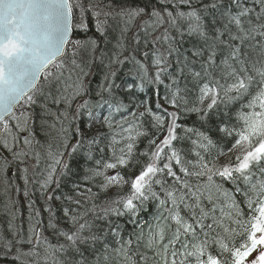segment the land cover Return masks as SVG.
Listing matches in <instances>:
<instances>
[{
    "label": "snow or ice",
    "instance_id": "obj_1",
    "mask_svg": "<svg viewBox=\"0 0 264 264\" xmlns=\"http://www.w3.org/2000/svg\"><path fill=\"white\" fill-rule=\"evenodd\" d=\"M94 8L0 0V169L18 168L30 209L0 247L19 264H264V0ZM90 11L98 35L73 39ZM213 117L234 137L225 162ZM77 157L98 192L55 195ZM53 199L72 205L60 223Z\"/></svg>",
    "mask_w": 264,
    "mask_h": 264
},
{
    "label": "trees",
    "instance_id": "obj_2",
    "mask_svg": "<svg viewBox=\"0 0 264 264\" xmlns=\"http://www.w3.org/2000/svg\"><path fill=\"white\" fill-rule=\"evenodd\" d=\"M92 0H86L87 4H91ZM122 2V0H98L97 5L104 7L105 9H110L115 5H118ZM93 5V4H92ZM91 11H95V8ZM91 11L88 13L89 17V31L87 34L83 32L77 31L73 39H84L86 36L95 37L98 34L94 31V18L91 15ZM76 15H79L77 11ZM104 18V17H103ZM102 18V19H103ZM101 19V18H100ZM100 69L96 70V75L92 78V87L95 88V85L100 80ZM163 93V89L161 88V94ZM147 98L149 102L155 107V96L149 90H146L145 94L141 97ZM161 103L163 101L161 100ZM196 116L192 115L187 118L186 123L191 126L194 121H196ZM216 117H213L212 120L209 122V126L213 128L212 136L214 140H218V148L222 149L226 155L220 157L221 162H225L229 156H235L236 151L233 150L229 152V149L232 147L234 143V137H226L223 139H219L222 134L216 132L215 126L217 123ZM145 146V142H141L140 149H143ZM215 152V150H214ZM87 165L84 164V160L82 157H77L76 162L72 163V172L66 176H64L61 180L60 187L55 190V195L58 196H73L74 198L83 200V197L78 196L76 191L74 190V185L79 184L81 185V190H85L87 187H92L93 192H98V189L91 183L85 181L83 179L85 175V168ZM133 172L125 171V175H134ZM55 188V185H53ZM25 185L23 179H21V173L16 167L10 168L8 171H4L0 169V237H8L11 238L12 231L9 229V223L12 224V230L20 229L27 235L28 228H29V211L28 208V198L24 196ZM29 191L34 193L32 197L35 200V208H39L41 212L40 219L43 222V228L45 235H50V232L47 228L48 225V218L49 213L44 211V201L40 196L39 191L35 189L32 185H29ZM51 191V189H50ZM124 191H127V187H125ZM118 194V190L113 189L107 193L108 196H115ZM122 194V193H119ZM104 193H100L101 200L104 198ZM101 201H97L99 203ZM51 204L55 210V216L58 218L57 223L63 219V207L68 206L71 207L72 205L68 204L67 201L63 203L61 201H57L53 199ZM149 211H154V207H150ZM144 219H150L151 217L148 214H142ZM66 227V225H62ZM131 229V226H128ZM240 241H238L239 243ZM26 247V246H25ZM0 264H19L18 261L15 260V249L11 252H7L5 249L0 247Z\"/></svg>",
    "mask_w": 264,
    "mask_h": 264
},
{
    "label": "rangeland",
    "instance_id": "obj_3",
    "mask_svg": "<svg viewBox=\"0 0 264 264\" xmlns=\"http://www.w3.org/2000/svg\"><path fill=\"white\" fill-rule=\"evenodd\" d=\"M97 2H98V0H92L91 1V4L96 5L95 11H101V12H103V11H108L109 10L108 8H106V9L104 7L101 8V6H98L97 5ZM100 18L102 19L103 18V15H101Z\"/></svg>",
    "mask_w": 264,
    "mask_h": 264
}]
</instances>
